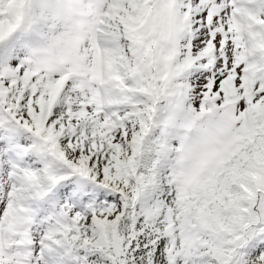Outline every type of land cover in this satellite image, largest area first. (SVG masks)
<instances>
[{
	"label": "snow or ice",
	"instance_id": "obj_1",
	"mask_svg": "<svg viewBox=\"0 0 264 264\" xmlns=\"http://www.w3.org/2000/svg\"><path fill=\"white\" fill-rule=\"evenodd\" d=\"M0 264H264V0H0Z\"/></svg>",
	"mask_w": 264,
	"mask_h": 264
}]
</instances>
